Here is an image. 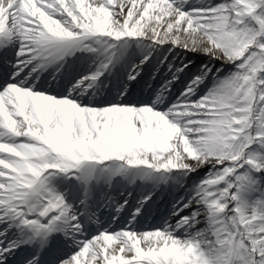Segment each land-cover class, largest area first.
<instances>
[{
  "label": "snow or ice",
  "instance_id": "obj_1",
  "mask_svg": "<svg viewBox=\"0 0 264 264\" xmlns=\"http://www.w3.org/2000/svg\"><path fill=\"white\" fill-rule=\"evenodd\" d=\"M0 62V264H264V0H0Z\"/></svg>",
  "mask_w": 264,
  "mask_h": 264
},
{
  "label": "bare ground",
  "instance_id": "obj_2",
  "mask_svg": "<svg viewBox=\"0 0 264 264\" xmlns=\"http://www.w3.org/2000/svg\"><path fill=\"white\" fill-rule=\"evenodd\" d=\"M178 55H179L180 59H184V56H185L184 53H179ZM196 62H198V61H196ZM44 87L45 88L51 87L52 89H55L57 91L60 90V86L59 85H49V84L45 83ZM127 191H134L133 196L130 199V203L135 204L136 199H138L139 192L141 191V189H135L133 186H129L128 189L126 190L124 187L117 185V189L113 190L111 193L114 194V195L116 194V198L120 199L122 197L125 198V196H127ZM170 198H171V196H170Z\"/></svg>",
  "mask_w": 264,
  "mask_h": 264
}]
</instances>
